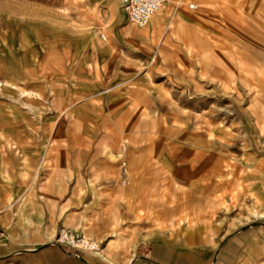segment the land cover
Segmentation results:
<instances>
[{
  "label": "rangeland",
  "instance_id": "1",
  "mask_svg": "<svg viewBox=\"0 0 264 264\" xmlns=\"http://www.w3.org/2000/svg\"><path fill=\"white\" fill-rule=\"evenodd\" d=\"M190 4L198 9H189ZM178 11L202 20L203 25L195 26L202 35L200 47L193 49L188 39L176 37L184 46H166L165 55L159 56L166 45L163 42L146 41L145 49L137 48L134 38L125 42L115 35L121 27L136 32L148 27L139 29L127 21L119 0H0V128L64 127L61 142L55 132L36 134L40 145L25 147L29 151L36 147L38 159L79 158L86 174L80 184V200L94 189L95 182L88 177L96 173L92 161L108 159L125 168L127 142L146 147L152 142L203 135L215 143L214 152L234 156L247 150L263 155L264 131L259 129L264 126V94L260 96L258 87L231 73L239 66L245 68L247 61L264 83V0H169L159 14ZM205 23L221 30L223 39L207 36ZM194 60L209 67L192 71L189 63ZM171 62H178L181 68L168 69ZM218 64L222 69L231 65L232 72L218 77L214 71ZM114 74L123 80L143 74L151 79L144 101L127 103L124 114L99 100L113 86ZM90 83L97 84V93L77 94L76 102L96 101L101 116L89 121L87 112L80 118L63 113L69 91L73 87L79 91L80 85ZM82 125L102 127L106 132L103 146L94 148L87 137L82 138L87 135L81 134V148L74 150L72 138L80 136L74 131ZM121 126L130 133H108L111 127ZM107 142L116 144L112 148ZM25 147L21 146L24 157L31 158ZM168 184L161 183L157 208L144 214L145 243L130 245L123 262L110 261L112 255L122 258L120 245L107 248L93 238L86 237L98 244L103 256L69 250L56 239L53 244L79 264H128L133 255L143 264H158L149 258L153 241L175 251L176 264H264L263 164L241 167L228 180L212 182L207 191L198 194H191L184 182H175L170 190ZM66 228L61 229L83 237ZM85 254L97 260L87 262Z\"/></svg>",
  "mask_w": 264,
  "mask_h": 264
},
{
  "label": "crops",
  "instance_id": "2",
  "mask_svg": "<svg viewBox=\"0 0 264 264\" xmlns=\"http://www.w3.org/2000/svg\"><path fill=\"white\" fill-rule=\"evenodd\" d=\"M168 2L166 0L165 5ZM191 5L195 4H190L189 9H193ZM194 9H198V6ZM200 24L203 25V22L199 17L185 11L157 13L144 32L129 31L127 27H121L115 35L125 42L134 38L137 48L143 46L145 49L148 42H163L166 45L160 49V56L165 55L166 46H184L175 41L176 37L188 39L193 49L200 47L202 35L195 30V26ZM204 27L207 36L223 39L224 33L218 28L214 30L206 23ZM119 47L125 48L122 45ZM126 49L130 50L128 47ZM250 51L251 48H248V52ZM180 66L178 62H171L167 68L176 70ZM189 66L192 71H199L201 66L209 67V64L194 60ZM230 68L233 67L227 65L222 69V65L218 64L214 71L218 77H224L226 71L232 72ZM231 74L237 77L241 75L253 87L262 91L260 96L264 94V83L255 77L247 61L245 68H234ZM122 78L124 77L114 74L113 86L99 100L110 103V107L116 109L115 112L120 110L124 114L128 111L127 103L135 101L140 104L144 101L145 91L151 87V79L147 74L124 80ZM198 85L201 87L202 84L197 81ZM197 86L196 88L199 87ZM97 88L96 83L88 86L82 84L79 91L73 87L65 97L64 107L67 110L63 113H73L70 116L80 118L87 112L89 121L100 117L101 110L96 101L80 105L76 102L77 94L92 95L97 93ZM80 107L85 108L81 110ZM101 129L98 125H82L79 130L75 129L74 134L80 136L72 138V148H81V134L87 135L82 138L87 137L94 148L103 146L105 136L102 135L106 132ZM65 130L62 126L0 128V134L7 135L0 136V264H79L58 245L53 244L58 231L66 227L105 243L107 248L120 245L122 258L112 255L110 261L123 262L125 256L128 258L130 245L140 247L145 243L144 214L146 210H155L160 204L158 199L161 197L163 181L169 183L168 188L166 187L169 190L171 185L176 186L175 182H184L191 194H198L207 191L212 182L222 183L228 180L241 167L250 169L256 167L258 162L264 165V154L258 155L256 151L245 150L234 156L214 152L215 143L203 135H187L178 141L152 142L146 147H136L133 146L135 143L127 142L125 168L108 159L102 160L104 163L95 159L92 161L90 165L97 167L96 173L91 172L88 177L95 182L94 189L86 191L84 200H80V184L82 179L85 180L83 177L86 174L82 172L79 158L38 159L36 153L39 150L36 147L31 151L25 147L28 144L40 145L37 142L40 139L34 136L36 134L48 135L55 132L61 142L60 135ZM259 130L264 131V126ZM108 133L126 135L130 131L121 126L111 127ZM109 143L107 142V146L112 144V148L116 144ZM21 146L25 147L27 153L30 152L31 158L24 157ZM150 244V261L176 264L178 256L175 251L165 249L155 241ZM83 259L95 262L97 257L85 254ZM127 261L128 264H143L134 255Z\"/></svg>",
  "mask_w": 264,
  "mask_h": 264
},
{
  "label": "built area",
  "instance_id": "3",
  "mask_svg": "<svg viewBox=\"0 0 264 264\" xmlns=\"http://www.w3.org/2000/svg\"><path fill=\"white\" fill-rule=\"evenodd\" d=\"M119 3L127 20L135 27L142 29L162 10L166 0H119ZM0 236H2L1 231ZM56 242L69 250L80 249L93 254H99L101 251L97 243L86 240L84 237L74 236L65 229L58 232Z\"/></svg>",
  "mask_w": 264,
  "mask_h": 264
},
{
  "label": "bare ground",
  "instance_id": "4",
  "mask_svg": "<svg viewBox=\"0 0 264 264\" xmlns=\"http://www.w3.org/2000/svg\"><path fill=\"white\" fill-rule=\"evenodd\" d=\"M191 8H196V5H191L190 6ZM150 24V22L148 23V25ZM66 114V113H65ZM66 117V116H65ZM84 237V239H86V240H90V239H88V238H86L85 236H83ZM102 252L100 251V254H101ZM101 256H103V253H102V255Z\"/></svg>",
  "mask_w": 264,
  "mask_h": 264
}]
</instances>
